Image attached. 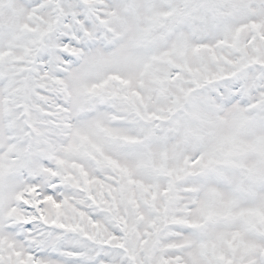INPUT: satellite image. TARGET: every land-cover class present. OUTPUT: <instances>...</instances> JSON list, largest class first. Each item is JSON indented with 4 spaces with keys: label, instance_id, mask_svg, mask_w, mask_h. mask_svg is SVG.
<instances>
[{
    "label": "snow or ice",
    "instance_id": "snow-or-ice-1",
    "mask_svg": "<svg viewBox=\"0 0 264 264\" xmlns=\"http://www.w3.org/2000/svg\"><path fill=\"white\" fill-rule=\"evenodd\" d=\"M0 264H264V0H0Z\"/></svg>",
    "mask_w": 264,
    "mask_h": 264
}]
</instances>
